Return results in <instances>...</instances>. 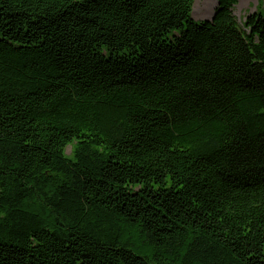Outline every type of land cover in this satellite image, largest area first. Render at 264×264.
I'll return each instance as SVG.
<instances>
[{
  "label": "trees",
  "instance_id": "16d2710c",
  "mask_svg": "<svg viewBox=\"0 0 264 264\" xmlns=\"http://www.w3.org/2000/svg\"><path fill=\"white\" fill-rule=\"evenodd\" d=\"M194 1L0 0V264H264V17Z\"/></svg>",
  "mask_w": 264,
  "mask_h": 264
},
{
  "label": "rangeland",
  "instance_id": "374dc122",
  "mask_svg": "<svg viewBox=\"0 0 264 264\" xmlns=\"http://www.w3.org/2000/svg\"><path fill=\"white\" fill-rule=\"evenodd\" d=\"M194 4L192 8V18L196 23H201L206 21V18L203 15L205 10L209 8L214 9L216 6V1L195 0ZM251 13H256L257 15L259 14L264 17V0H238V4L233 7V14L237 18L238 22L243 21L244 18ZM71 151L72 146L70 145L65 149V155L70 156Z\"/></svg>",
  "mask_w": 264,
  "mask_h": 264
},
{
  "label": "bare ground",
  "instance_id": "6f19581e",
  "mask_svg": "<svg viewBox=\"0 0 264 264\" xmlns=\"http://www.w3.org/2000/svg\"><path fill=\"white\" fill-rule=\"evenodd\" d=\"M194 8H195V4H194ZM212 11H213V9L211 8H209V9H207V10H205V12H204V16H205V18H208V19H210L211 18V16H212ZM203 16V17H204Z\"/></svg>",
  "mask_w": 264,
  "mask_h": 264
},
{
  "label": "crops",
  "instance_id": "0c3cea01",
  "mask_svg": "<svg viewBox=\"0 0 264 264\" xmlns=\"http://www.w3.org/2000/svg\"><path fill=\"white\" fill-rule=\"evenodd\" d=\"M213 12V11H212ZM205 19V18H204ZM206 19H208V18H206Z\"/></svg>",
  "mask_w": 264,
  "mask_h": 264
}]
</instances>
